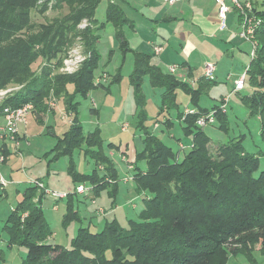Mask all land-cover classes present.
Listing matches in <instances>:
<instances>
[{
  "label": "trees",
  "instance_id": "obj_1",
  "mask_svg": "<svg viewBox=\"0 0 264 264\" xmlns=\"http://www.w3.org/2000/svg\"><path fill=\"white\" fill-rule=\"evenodd\" d=\"M101 1L0 0V90L9 86L19 87L0 103V119L4 117L6 107L17 108L31 103V112L42 120L48 112L57 108L48 105L51 92H55L52 104L63 105L72 121L61 134L52 131L57 140L46 155L51 156L50 162L69 155L68 170L75 187L88 182L94 196L105 189L114 194L121 180L114 161L106 153V148L116 149L118 145L112 142L106 147L99 127L85 134L78 113L80 99L87 98L91 89L103 86L108 90L122 78L119 67L109 86L101 79L96 80L94 70L99 67L102 57L97 49V31L108 24L113 25L120 49L124 54L131 50L124 35V27L130 22L126 13L118 3L109 0L106 20L100 24L96 10ZM252 3L255 12L262 16L255 35L258 43L255 57L251 59L246 74V85L249 82L255 90L248 94L245 87L240 95L250 113L260 115L264 124V109L261 108L264 96L262 101L256 98L264 94V0L261 9ZM33 10L40 14L57 11L58 15L45 24L37 25ZM238 17L241 23L239 14ZM85 19L90 25L81 30L78 26ZM78 36L82 37L91 53L82 69L77 74H64L52 79L49 77L50 68L45 67L39 76L34 66L40 65L43 60H58L59 54L65 52ZM151 61V54L134 52V66L130 73L136 108L141 117L136 127L143 130L139 138L142 148H136L135 161L131 164L134 175L131 178L139 195L148 193L139 220H132L131 227L127 229L115 220L107 222L98 232L81 226L70 247L50 243L47 239L53 232L42 205L34 202L39 188L33 184L26 190L24 200L12 210L6 225L10 234L8 245L12 247L18 243L28 248L27 257L20 264H40L44 257L49 260L44 264H96L100 260H109L108 257L121 259L122 248L133 246L155 253L152 260L143 259L141 264H227L230 254H245L249 258L255 250L264 254V170L257 176L253 167L244 170L246 177H243V172L242 177L238 174L243 139L223 143L220 149L225 159L219 163L217 160L212 162L209 149L212 138L196 123L200 114L210 112L209 108L199 106L201 96L217 82L201 76L194 83L197 85L191 87L164 73ZM146 77L153 86L163 89L161 109L169 114L165 124L173 125L170 114L178 109L177 89L183 87L191 95L193 105L186 109H194L195 113L186 114V109L178 111L183 133L192 135L186 148H180L179 140V150H185L182 159L179 151L142 124V119L147 117L142 88ZM92 110L98 112L96 107ZM218 122L220 128L228 131L227 113H218L214 123ZM18 138L21 139L19 134ZM6 145L4 141L0 148L5 160L9 154ZM76 151L93 161L90 173L77 170L73 160ZM255 164L253 159L252 165ZM216 175L219 177L216 178ZM172 182L176 183L177 192L172 191ZM44 198L42 196L41 200ZM67 202L70 213L65 224L74 214L72 200ZM26 212L28 215L23 218ZM2 252L0 249V260Z\"/></svg>",
  "mask_w": 264,
  "mask_h": 264
},
{
  "label": "rangeland",
  "instance_id": "obj_2",
  "mask_svg": "<svg viewBox=\"0 0 264 264\" xmlns=\"http://www.w3.org/2000/svg\"><path fill=\"white\" fill-rule=\"evenodd\" d=\"M112 1L124 6L131 21L133 20L134 24H137V26H134L129 23L124 27V35L129 43L128 47L131 50L128 52L126 51L124 54L119 47L118 41L116 45H112L113 37H115V28L113 25L108 24L103 29L97 31L99 35L97 49L101 52L102 57L99 61V67L94 70L96 80L101 79V82L109 86L110 81L119 67L122 69V78L118 83L112 84L108 90L99 86L91 89L87 98H79L80 105L78 113L80 121L84 126L85 134L94 132L97 127L103 130V134L104 132L108 134V130L112 128L111 125L108 127L105 123L110 122V124H112L116 122L118 126H124L126 129L122 132L118 129L122 141L125 143L128 140H135L136 148L141 149L142 144L138 140L143 130L136 127V124H138L139 121L141 122V117L140 111L136 108L134 87L130 82V73L134 66L133 51L134 49L137 50L140 48L141 45L148 40H156L160 43L163 41L158 33L153 31L152 28L156 23L150 21V16L146 19L143 18L142 15L139 16L134 14L133 10L138 4V0ZM126 1L132 4H127ZM158 1L162 9L172 10V14L176 17L170 24L167 23L165 25H168L172 32V40L174 39L173 41L178 44L173 45L172 43V50H174L173 47L175 46V48H177L176 50L180 51L179 54L183 56L182 49L179 47L180 40L182 39V41L185 42L188 37V32L195 31V27H193L191 23V17L195 12L200 13V10L196 9L195 0L191 1V3L183 0L174 6L167 4L163 0ZM201 1L203 5L202 9L206 10L207 13H211V11L217 9L214 8V0ZM252 1L256 5H259L260 9L262 8L263 0ZM108 4L109 0H103L96 10V18L100 24L106 20ZM32 14L35 24L39 25L41 23L45 24L48 20L57 16L58 12L48 11L45 14H40L33 10ZM213 15L215 16V11ZM257 16L262 18V16L258 14ZM239 22L236 11L230 12L228 18L229 30L223 34L226 36L232 31L238 32L241 30V24ZM80 25L78 26L79 29H81ZM194 37L197 43H202V40L205 38L200 37L196 31ZM224 41L225 37H223V42ZM237 44L241 45V48L235 51L234 54H232V52L228 53V51L234 50L233 46H237ZM252 49V42L247 39L236 40L233 42V45H230V48H227L225 44H214L211 46L204 42V44L198 48V51L192 54L190 58L193 77L182 78L183 82L193 87V79L195 77L204 76L207 59L213 60L217 50L226 53L218 64V70L216 74H214L215 76H213V80L217 83L212 85L208 91L201 96L199 106L202 108H209L210 111H215V116L218 113H227L229 121L227 127L228 131L220 128L219 122L205 126V131L212 138V141L209 143L210 160L212 162L217 160L216 162L218 163L224 160L225 158L221 156L220 149L222 144L243 139L244 148L239 153V165L241 167L238 171L240 176L244 173L243 177L247 175L244 171L247 168L253 167L256 171L254 173L256 176L264 170V124L261 122L260 115H253L250 113V110L241 99V92L232 94L235 77L243 72L245 66H247L246 70H248L251 59L255 57V55L252 56ZM167 50H169L168 46ZM175 54L177 60H180L178 51L175 52ZM162 55L167 56V51L163 52ZM58 57V60H53L52 62L43 60L40 65H35L34 67L37 68L39 76L43 74L45 67L50 68L49 77L52 79L64 74H77L91 57V53L85 46L82 37L78 36L65 52L59 54ZM160 67L162 71H167L165 64ZM183 73H185L184 70H178L176 72L179 77H183ZM96 84H98V82H96ZM18 88V86H9L5 89H1L0 103L4 97L12 92H16ZM142 88L145 94V110L147 112V117L144 120L142 119V124L148 127L150 131L162 137L164 142L170 145L175 151H179V156L182 159L185 150H179V140L190 145L192 135L186 136L183 133L182 124L178 120V111H184L187 107L193 105L190 93L183 87L177 89L176 102L178 103V109H174V111L171 112L173 116V125L168 126L165 124V119L169 114L167 110L162 111L161 109L163 89L153 86L147 77L143 81ZM245 90L248 94H251L255 89L248 82ZM229 94H231L230 99L225 101V97ZM54 95L55 92H51L48 105H50V107L56 106L57 108H55V111L48 112L42 120H38L34 112H30L27 116L28 124L19 125L18 133L21 139H19L17 145L8 139L3 140L0 137V148L5 141L7 144L6 148L9 149V154H7L5 162L0 166V249L3 251L0 264H20L27 257L28 248L25 245H20L18 243L14 244L12 247L8 245L10 234L6 225L9 222V217L14 207L24 200L26 190L33 186V180H38V182L44 183L46 187L48 185L51 189L54 188L57 191H75L74 180L68 170L71 157L67 155L61 157L57 161L50 162L51 156L46 155L47 151L52 148L57 140L52 131L54 130L56 134H60L61 132L59 131L63 129V125L69 121V119L65 118L67 112L63 105L59 103L57 105L52 104V97H54ZM263 96L264 94H260L256 98L262 101ZM225 103L226 110L224 107ZM95 107L99 109V112L92 110ZM261 108L264 109V105H262ZM4 125L5 122L1 118L0 129ZM106 134H104L105 138L106 136L108 137ZM108 139L104 142L106 147L113 142L108 141ZM114 142L119 145V138H116V140L114 139ZM119 150H114L113 154L110 156L112 160L114 159V162L118 168H120L119 170L121 172L119 173L121 180L118 191L113 194V192L105 189L100 194L94 196L92 193L93 188L86 182V185L91 187L90 191L88 190L90 196L87 193L79 192L71 194L68 199L72 200L74 206L73 218L69 219L68 224L64 223L66 216L70 213L68 200L66 198L57 200L59 209L54 210L52 203L54 200L49 196L44 198L46 196L44 190L39 185H35L39 189L38 192H36L37 194L34 198V202L38 206L42 205L45 218L50 224L51 231L53 232L47 239L50 243H59L66 247H70L81 226L88 227L92 232H98L103 229L107 222L115 220L121 227L127 229L131 227L132 220H139V215L145 207L144 199L148 198V193L145 192L141 195H137L134 199L126 198V194L135 188V183L133 179L129 181L124 180V177L127 175V166L121 161L119 156H121L122 153L121 150ZM253 159L256 161L255 165H252ZM73 160L79 172L88 174L92 171L94 165L93 161L90 158L85 159L78 151L75 152ZM257 161L259 163H257ZM127 163L129 162L127 161ZM215 177L218 178L219 176L216 175ZM1 178L6 182L5 185L1 184ZM170 186L173 192H177L175 182H172ZM42 196L44 198L43 200H41ZM135 203L137 206L133 208V204ZM101 210H104V212H100ZM27 215L28 213L26 212L22 217L25 218ZM122 252L123 257L121 259L114 260L108 257L109 260H100L96 264H141L143 259L148 258L152 260V254H155L154 252L152 253L151 250H146L144 247L136 248L134 246L132 248L123 247ZM252 253V258H249V256L245 254L239 256L230 254L227 264H264L263 253L258 250ZM107 254L109 255V252ZM47 262H49V260L46 257L40 260V264Z\"/></svg>",
  "mask_w": 264,
  "mask_h": 264
},
{
  "label": "crops",
  "instance_id": "obj_3",
  "mask_svg": "<svg viewBox=\"0 0 264 264\" xmlns=\"http://www.w3.org/2000/svg\"><path fill=\"white\" fill-rule=\"evenodd\" d=\"M181 1H183V0H180V1L176 2V3H174V4H170V3H167V2L166 3L171 5V6L172 5L174 6V5H176L177 3L181 2ZM186 1H189V3H191V1H194V0H186ZM126 2H127V4H132L129 1H126ZM195 2H196L195 7H196V9L200 10V13L195 12L192 15L191 23H192L193 27H195L194 29L199 34V36L203 37V38L205 37L204 38L205 41L202 40V43L201 42L197 43L196 42V38L194 37L195 31H189L187 40L185 42H183L182 39H181L180 40V44H179V47H181L184 57L179 54L180 51L176 50L177 48H175V46L173 47L174 50H172V43H173V45H176L177 43L175 41H173L174 39L172 40V32L170 31V28L168 27V25H165L167 23L170 24L173 19H176V17H174V14H172V10L162 9L161 4H160V2L158 0H138V4H137V6L134 7V10H133L134 14H137L139 16L142 15L143 18L148 19V17L150 16V21L156 23V25L152 28L153 31L158 33L159 37H161L162 41H163L162 43H160V42H158L156 40H154V41L148 40V41L144 42L141 45V47L138 48L137 50L134 49L133 54H134V52L151 54L152 55V61L151 62H152L153 65H155L156 67L161 69L160 66H163V64H165L166 67H167V69H166L167 71L164 70L163 72L164 73H168L170 75H173L174 77H176L177 80H179L181 82H183L182 78L191 77V76L193 77V69H192L191 59L190 58H191L192 54H195L198 51V48L200 46H202L204 44V42H206L207 44H209L211 46H213L214 44H218V45L225 44L227 48H230V45H233V42H235L236 40L244 39V38H242L239 35L240 30L238 32H233L232 31L229 35H226V36H225V34H223L227 30H229L228 20H227L226 27L224 29H221L220 28V22L221 21H220L219 13H218V8L219 7H218V4L216 3L215 0H214V8L215 9L217 8L216 9L217 12H216V10H214L215 11V16L213 15L214 11H211V13L213 15L212 16L211 13H207L206 10L202 9L203 5H202V1L201 0H195ZM119 5L122 7L124 12L126 13L127 18L130 20V22H129L130 25L137 26V24H134L133 20L131 21V18L129 17L128 12L124 9V6H122L121 4H119ZM232 11H234V10H232ZM228 18H229V14H228ZM157 22H160V23H157ZM223 37H225V41L224 42H223ZM116 44H117V40L115 39V37H113L112 45H116ZM167 46H168L169 50H167ZM233 48H234V50L228 51V53L232 52V54H234L235 51H237L238 49L241 48V45L237 44V46H233ZM165 51H167V56H163L162 55V53L165 52ZM177 51H178V54L180 56V60H177V58H176L175 52H177ZM225 54L226 53H223V52L217 50V52L215 53V55L213 57V60L207 59V63L210 62V61L216 63V69H215L214 74H216V71L218 70V64L224 58ZM172 58H173V63H172ZM172 66H176L175 71H173V72L171 70ZM246 67L247 66L244 67L243 72L246 70ZM178 70H184L185 71V73H183L184 74L183 77H181V76L179 77V75L176 74V72ZM240 75H237L235 77L234 83H233L234 86H235V81L240 77ZM198 78H200V77H198ZM198 78L195 77L193 79V81H192L193 86L197 85V84H194V83L198 80ZM234 86H233V89H234ZM98 112H99V109H98ZM170 117H172L171 114H170ZM65 118L69 119V121L67 123H65L63 125V129H61V131H59L61 133L63 131H65L64 129L67 128V126L72 121L71 120V115H69V114L68 115L66 114ZM2 119L5 122L4 117ZM165 121H166V119H165ZM105 124L108 127L111 125V128L113 130L109 129L108 130V134H106L104 132V134L108 135V137L106 136V138H105L104 134L102 133L103 130L99 127L100 130H101V135L103 137V140L105 142L109 138L108 141H113V143L116 144L114 142V139L116 140V138H119V145H118L117 149L118 150L120 149L121 153H122L121 156H119V157L121 158V161L124 162L126 164V166H127V172H126L127 175H126V177H124V180L129 181V180L132 179L131 178L132 175H134V171H133V168H132L131 164H133V162L135 161V155H136L135 140H128V141H126L124 143L122 141V137L120 136V133H119V130L121 132L126 130V129H123L124 126L123 127L122 126H118L116 122L115 123L113 122L112 124H110V122L109 123L106 122ZM166 125L172 126V124L169 125L168 123ZM138 141L140 142V140H138ZM117 149H108V148H106V153L110 157L113 154V151L117 150ZM113 161H114V159H113ZM127 161L129 163H127ZM115 167L117 168L119 173H121L120 170H119L120 168H118L116 163H115ZM128 170H130V171H128ZM47 187L51 189V187H49L48 185H47ZM52 189H54V188H52ZM137 195H139V193L136 191L135 188H133L132 191H130L128 194H126V198L134 199V198H136ZM46 197H48V196H45V198ZM52 203H53V209L54 210H58L59 209V205H58L57 201L56 202L53 201ZM136 206H137L136 203L133 204V208H135Z\"/></svg>",
  "mask_w": 264,
  "mask_h": 264
},
{
  "label": "built area",
  "instance_id": "obj_4",
  "mask_svg": "<svg viewBox=\"0 0 264 264\" xmlns=\"http://www.w3.org/2000/svg\"><path fill=\"white\" fill-rule=\"evenodd\" d=\"M167 3L174 4L180 0H164ZM218 4V13L220 18V28L224 29L227 24L228 20V14L232 10L236 11L240 15L241 19V30L239 32V35L247 40H250L253 45L252 49V56L255 54V48L257 46V41L255 40L256 30L262 23V18H259L257 14L255 13L254 4L251 0H215ZM89 25L88 20H83L82 24L80 25L81 29L86 28ZM159 49V48H158ZM157 49V50H158ZM176 66H172L171 70L172 72L175 71ZM216 69V63L215 62H208L205 65L204 70V76L207 78H213L214 72ZM246 74L247 70H245L240 77L235 81V86L232 91L233 93L240 92L245 89L246 87ZM231 94L227 95L225 97V101H228L230 99ZM225 110H226V103L224 104ZM33 110V105L31 103L25 104L21 107L17 108H11L6 107L4 109L3 115L5 119V125L1 127L0 131V137L3 140H10L11 142H14L15 145L18 144L19 138H18V131H19V125L28 124V114ZM186 113H195L194 109H186ZM216 121L215 111L211 110L207 114L200 115V117L197 119V125L205 129V126L208 124H212ZM125 129V127H123ZM189 144L180 143V148H186ZM18 152V151H17ZM5 156L0 151V166L4 162ZM1 184L5 185L6 182L3 178H1ZM32 184L39 185L45 192L46 196L51 197L55 202L60 199H67L71 194L84 192L88 193V190L90 191L91 187H88L85 184H79L75 187V191H57L54 189H50L45 186L44 183L38 182V180H33ZM100 212H104V210H101ZM1 241V239H0Z\"/></svg>",
  "mask_w": 264,
  "mask_h": 264
}]
</instances>
